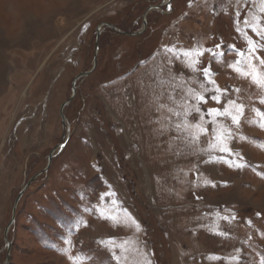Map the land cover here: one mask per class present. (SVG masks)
<instances>
[{"label": "rangeland", "instance_id": "1", "mask_svg": "<svg viewBox=\"0 0 264 264\" xmlns=\"http://www.w3.org/2000/svg\"><path fill=\"white\" fill-rule=\"evenodd\" d=\"M262 8L264 0H0V264H117L99 243L110 239L120 264H264V119L255 111L264 112V88L235 71L251 58L264 75ZM164 46L224 53L209 65L205 52L201 64L217 86L240 89L230 95L245 114L239 128L228 124L240 139L228 146L249 167H229L209 147L210 117H188L208 129L197 140L196 128L176 129L173 87L187 81L184 91L210 95L213 86L181 74Z\"/></svg>", "mask_w": 264, "mask_h": 264}, {"label": "snow or ice", "instance_id": "2", "mask_svg": "<svg viewBox=\"0 0 264 264\" xmlns=\"http://www.w3.org/2000/svg\"><path fill=\"white\" fill-rule=\"evenodd\" d=\"M169 11L171 10V5L168 6ZM261 12H264V8L261 9ZM247 23V21H245ZM239 31V28L237 29ZM255 30V29H254ZM257 35L264 36V32H257ZM248 43L250 45L249 53L251 55H255L258 51V47L253 43V41L249 38ZM221 45L217 44L215 45V48H220ZM232 50L237 53L239 56H245V53L242 51L237 50L235 45L231 46ZM163 51L166 54H169V60L168 63H172V57L175 58L176 61L180 62V65L182 67L179 68V71L181 74H183L184 69H190L193 73H199V75L203 78V82H206L209 85H212L211 94L205 95L202 92H196L193 88H188L187 91H184L185 85L188 83L187 81H183L181 84L180 91H177L175 87H173L172 92L175 93V96H179L180 100L182 101H176L175 96L169 95L168 99L173 101L175 107H169L168 111L173 113L175 116L181 118V122L177 123L175 125L177 130L182 129H188L190 127H194L198 130L197 134L194 135L192 138L193 140L199 139V134H206L208 132V129L203 127L202 124L196 123V124H190L188 117L192 116V119L195 120L198 119L199 121H203L205 119V116L211 118V124L213 125L212 128V139L208 141L209 147L216 150L218 149L222 155L219 157L220 160H222L224 163L228 164L229 167L232 168H239L244 169L249 167V164L247 161L244 160V157L239 156L238 153L235 150V147H229L228 141L235 138L240 139L239 136H237L236 132L232 130L231 127L228 126L229 122L232 126H235L236 128H239L242 122V117L245 114V105L242 102H239L237 99H234L230 93L232 91H235L237 93L240 92L239 88L236 89H229L228 87L221 88L216 85L215 79H213L214 73L212 72V69L210 66H203L201 64V59L205 57V52L208 53V57L210 58L208 63L209 65L212 62V59H214L216 56L220 55L223 56V52L217 53L213 49H206L202 50L199 48H188V49H180L176 47H168L164 46ZM264 51L260 52V56H257L256 59L259 60L260 65L264 66ZM237 67L235 68V71L244 75L245 77L251 75L253 83L256 85L264 88V75L257 73L256 68L253 66L251 62V58H246L243 62V67H240L241 61H236ZM229 67H232V65H228ZM161 85L165 83V81L160 82ZM201 87L203 88V83H201ZM205 92L209 91V89H205ZM157 99H159L157 97ZM194 100L195 105H191L190 101ZM214 103L217 105L216 107H208L204 108L203 105H207L209 102ZM262 104H264V100L260 101ZM166 105L161 103L159 104L158 110L165 108ZM256 114L260 116L262 119H264V112H261L259 109H255ZM195 113L196 116H193L192 114ZM223 119L224 123L220 122V119ZM231 161V162H230ZM212 162V161H210ZM230 162V163H229ZM215 186V185H213ZM104 195H108V193H105ZM113 204L117 203L116 201H112ZM85 212H91L92 209L89 207L84 208ZM123 211L127 214V209H123ZM130 215V214H128ZM257 216L260 215L259 212L256 213ZM102 218L111 219L112 217H104L103 213H101ZM223 220L228 221L231 223L232 221L236 220L235 214L231 216H224L222 217ZM134 220V218H133ZM85 223L83 220H78L74 227L79 228V226ZM134 223H136V227L139 228L140 225L138 222L134 220ZM247 223L249 225L252 224L251 220H248ZM217 235L221 236H227V232L217 231ZM66 243H70V241H65ZM102 245H110L112 250V258L117 261V264H120L122 257L120 255H117L115 249L117 245L115 244V241L113 239H110L108 241H100ZM129 241H124L123 244L119 245L121 249H124L125 245H127ZM239 251V249L237 250ZM209 259H223L219 256H210ZM232 259L236 261H240L241 257L236 256L232 257ZM148 264H151V261H148Z\"/></svg>", "mask_w": 264, "mask_h": 264}, {"label": "water", "instance_id": "3", "mask_svg": "<svg viewBox=\"0 0 264 264\" xmlns=\"http://www.w3.org/2000/svg\"><path fill=\"white\" fill-rule=\"evenodd\" d=\"M165 4H162V5H159V6H157V8H160V7H162V6H164ZM147 14L145 13L144 14V17L146 16ZM144 23H145V21H144ZM107 27H109L112 31H114L115 33H117V34H120V35H124V36H138V35H140L141 33L139 32V33H133V32H123V31H118L117 29H115L113 26H111L110 24H107ZM96 44H95V54H94V64H93V69H94V67H95V65H96V52H97V45H98V36H99V31L97 30V33H96ZM90 74V72H86V73H83V74H81V75H79L78 77H77V79L78 78H81V77H85V76H88ZM71 100H69V101H67V102H65V103H63L62 105H61V107H60V117H61V122H62V125L63 126H65V117H64V114H63V109L66 107V105L70 102ZM51 159H52V153L49 155V158H48V163H50V161H51ZM46 170H44V171H42L41 172V174L42 173H44ZM40 174V173H39ZM38 176V174L37 175H35L31 180H30V182L28 183V185L36 178ZM27 185V186H28ZM26 186V187H27ZM22 193H23V191H21L20 193H19V195H18V197H17V199H16V201H18L19 200V198L21 197V195H22ZM14 223V218L12 217V219H11V221H10V223L8 224V227H7V230L9 229V227L12 225ZM5 242H7V240H6V235H5Z\"/></svg>", "mask_w": 264, "mask_h": 264}]
</instances>
